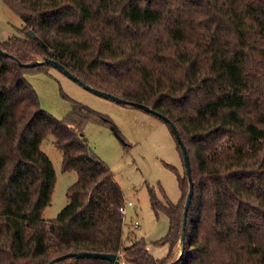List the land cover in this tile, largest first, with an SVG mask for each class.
I'll return each instance as SVG.
<instances>
[{
	"label": "trees",
	"instance_id": "obj_1",
	"mask_svg": "<svg viewBox=\"0 0 264 264\" xmlns=\"http://www.w3.org/2000/svg\"><path fill=\"white\" fill-rule=\"evenodd\" d=\"M3 1L24 25L22 34L0 40L13 55L0 53V264H48L80 251L169 264L178 243L182 255L173 264H264V0ZM47 58L177 126L194 193L185 240V166L184 175L177 172L178 202L152 196L170 223L157 242L169 245L164 258L150 253L144 237L123 241L124 191L83 132L95 111L74 101L59 119L42 107L27 75L52 65L25 64ZM50 134L63 170L78 178L68 203L47 220L56 171L41 144ZM54 264L113 263L68 255Z\"/></svg>",
	"mask_w": 264,
	"mask_h": 264
},
{
	"label": "rangeland",
	"instance_id": "obj_2",
	"mask_svg": "<svg viewBox=\"0 0 264 264\" xmlns=\"http://www.w3.org/2000/svg\"><path fill=\"white\" fill-rule=\"evenodd\" d=\"M23 25L21 17L0 0V40L22 34ZM27 79L37 90L42 107L59 119L73 109L74 101L95 111L96 119L89 121L83 130L88 144L112 170L124 191L125 202L134 204L128 206L124 213L123 241L128 244L129 235L144 237L150 253L156 258H164L169 252V245L157 242L165 238L170 223L164 211L157 212L153 208L152 196L161 202L166 197L178 202L182 192L177 172L181 175L185 173L176 139L167 123L142 108L94 93L54 66L29 74ZM99 115L109 118L118 134ZM53 141L54 137L50 134L41 144L56 171L51 202L43 212L47 220L54 219L68 203L67 190L78 178L76 170H63V151ZM135 220L140 222L139 226L134 225ZM117 254L126 264L124 255ZM181 255V244L178 243L172 255L173 260L177 258L172 262H176Z\"/></svg>",
	"mask_w": 264,
	"mask_h": 264
},
{
	"label": "water",
	"instance_id": "obj_3",
	"mask_svg": "<svg viewBox=\"0 0 264 264\" xmlns=\"http://www.w3.org/2000/svg\"><path fill=\"white\" fill-rule=\"evenodd\" d=\"M29 33L31 34L32 37H35V33L32 30H29ZM0 53L4 56H11L13 57L12 54H10L9 52L5 51L3 48L0 47ZM43 63H48L51 64L52 66L58 68L59 70L63 71L67 76H69L70 78L78 81L79 83H81L85 88L93 91L94 93L103 96L105 98H109L113 101L119 102V103H123V104H127V105H133L139 108H142L150 113L156 114L159 117H162L165 121H167V123L170 126L171 131L173 132V134L176 137L177 142L179 143L182 151H183V161H184V166L186 168V172L188 175V179H189V191L187 194V198H186V203H185V207H184V217H183V225H182V234H181V239L185 240V232H186V225H187V216H188V212H189V208L192 202V197H193V193H194V182H193V178H192V169H191V164H190V159H189V154L186 148L185 143L182 140V137L177 129V126L175 125V123L173 121H171V119L169 117H167L166 115H163L162 113L150 108L148 105L141 103V102H137V101H130V100H126L122 97L113 95L107 91L98 89L96 87H93L89 84H86L85 82H83L79 77H77L76 75H74L70 70H68L67 68H65L61 63H59L58 61L51 59V58H47L45 60H37L34 62H30V63H26V66L29 67H34L37 65H41ZM23 65V63H21ZM68 255H72V256H76L78 258H83V257H92V258H105L110 260L113 264H125L123 263L120 258H119V254L117 253H107V252H98V251H80V252H71L69 254H63L61 256H58L56 258H54L53 260H51L48 264H54L55 262L62 260L64 258H66ZM180 257V256H179ZM174 262H171L169 264H173Z\"/></svg>",
	"mask_w": 264,
	"mask_h": 264
},
{
	"label": "built area",
	"instance_id": "obj_4",
	"mask_svg": "<svg viewBox=\"0 0 264 264\" xmlns=\"http://www.w3.org/2000/svg\"><path fill=\"white\" fill-rule=\"evenodd\" d=\"M128 206H133V203H132L131 201H128L127 203L125 202V203L123 204V206L121 207V210L123 211V213H125L126 208H127ZM139 224H140V222H139L138 220H135L134 225L139 226Z\"/></svg>",
	"mask_w": 264,
	"mask_h": 264
}]
</instances>
